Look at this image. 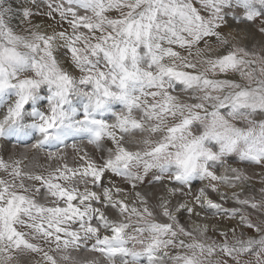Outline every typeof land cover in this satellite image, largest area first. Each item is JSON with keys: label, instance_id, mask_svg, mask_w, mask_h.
I'll use <instances>...</instances> for the list:
<instances>
[{"label": "snow or ice", "instance_id": "1", "mask_svg": "<svg viewBox=\"0 0 264 264\" xmlns=\"http://www.w3.org/2000/svg\"><path fill=\"white\" fill-rule=\"evenodd\" d=\"M0 141V264H264V0H0Z\"/></svg>", "mask_w": 264, "mask_h": 264}, {"label": "rangeland", "instance_id": "2", "mask_svg": "<svg viewBox=\"0 0 264 264\" xmlns=\"http://www.w3.org/2000/svg\"><path fill=\"white\" fill-rule=\"evenodd\" d=\"M17 2H19V0H17ZM4 147H5L4 142H3V141H0V149H3ZM6 148H7V152H6V153H3V154H5V155H7L8 153H11V152H13V151H17V152H19V151H23L22 148H17V147H15V146L12 145V144H8V145L6 146ZM41 159H43V158H41ZM255 187H256V188H259L260 185H259V184H256Z\"/></svg>", "mask_w": 264, "mask_h": 264}, {"label": "bare ground", "instance_id": "3", "mask_svg": "<svg viewBox=\"0 0 264 264\" xmlns=\"http://www.w3.org/2000/svg\"><path fill=\"white\" fill-rule=\"evenodd\" d=\"M41 162H43V159H41Z\"/></svg>", "mask_w": 264, "mask_h": 264}]
</instances>
